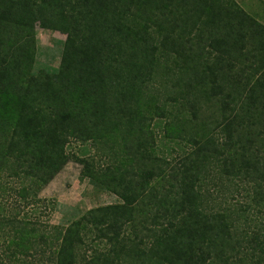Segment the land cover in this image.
Segmentation results:
<instances>
[{
    "label": "trees",
    "instance_id": "1",
    "mask_svg": "<svg viewBox=\"0 0 264 264\" xmlns=\"http://www.w3.org/2000/svg\"><path fill=\"white\" fill-rule=\"evenodd\" d=\"M40 21L77 37L55 80ZM71 161L120 203L53 226L40 195ZM263 221V23L235 0H0V264H264Z\"/></svg>",
    "mask_w": 264,
    "mask_h": 264
},
{
    "label": "rangeland",
    "instance_id": "2",
    "mask_svg": "<svg viewBox=\"0 0 264 264\" xmlns=\"http://www.w3.org/2000/svg\"><path fill=\"white\" fill-rule=\"evenodd\" d=\"M235 1L247 13L264 24V0ZM35 32L37 51L33 73L46 79L55 80L62 62L72 58L77 37L72 34L52 31L42 21L36 23ZM164 126V120H156L153 125L158 136L157 152L175 164L186 148L182 142H172L165 138ZM67 149L68 152L78 155H95L96 161L101 162L102 155L100 153L95 154L96 150L91 144L81 145L72 141ZM216 195L220 194L217 193ZM40 197L48 207L44 213V220L53 226L62 227L69 226L91 209L120 203L119 198L114 194L94 186L91 182V171L74 161L68 163L50 181L41 192ZM226 199V206H234L237 201H243V195L237 192L234 197L227 195ZM216 201L225 202L221 197L217 198ZM253 214L256 213L253 212ZM257 217L260 221L262 220L260 215ZM260 223L262 225L264 221Z\"/></svg>",
    "mask_w": 264,
    "mask_h": 264
}]
</instances>
